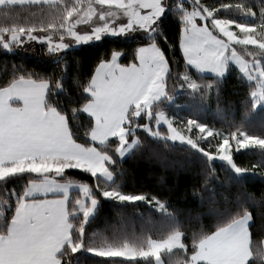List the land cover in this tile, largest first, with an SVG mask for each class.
I'll return each instance as SVG.
<instances>
[{"label": "trees", "instance_id": "1", "mask_svg": "<svg viewBox=\"0 0 264 264\" xmlns=\"http://www.w3.org/2000/svg\"><path fill=\"white\" fill-rule=\"evenodd\" d=\"M93 1L13 6L1 9L0 14L34 22L44 21L37 18L45 19L47 13L74 9L77 20L87 9L81 2ZM164 4V15L151 33L135 30L119 38L102 37L77 49L51 51L48 43L41 41L43 30H37L36 39L20 36L8 45L12 49L8 52L5 45L10 36L0 37V89L20 79L48 82L46 106L67 119L73 140L85 148L92 147L93 130V120L84 112L90 101L87 89L98 66L115 54L122 56L123 66L134 65L139 49L148 45L157 46L168 65L165 97L149 110L132 108L128 115L127 141L136 139L135 148L121 157L119 138L99 147L110 158L108 169L114 182L105 183L80 169L58 176L61 182L87 187L99 202L94 215L87 218L77 207L83 194L73 192L69 205L72 242L58 256L59 264H155L153 256L140 254L146 253L153 241L162 242L178 233L182 247L162 252L161 257L165 264H191L202 241L246 216L252 218V258L248 264H264V147L238 150L235 146L230 164L210 157L219 153L217 148L226 139L264 140V105L256 108L253 98L258 83L234 66H229L224 77L201 74L187 63L181 49L185 17L193 11L208 22L230 21L237 34L251 36L263 45L264 0H164ZM239 25L252 29L245 32ZM238 48L249 62L258 61L264 71V47ZM161 115L190 139L197 124L213 135L193 138L198 149L170 141L163 127L161 139L152 137L145 127L154 129ZM40 180L30 171L0 179V236L8 233L29 184ZM110 191L144 196L146 201L105 198L104 192ZM101 249H129L136 257H104L91 252Z\"/></svg>", "mask_w": 264, "mask_h": 264}, {"label": "crops", "instance_id": "2", "mask_svg": "<svg viewBox=\"0 0 264 264\" xmlns=\"http://www.w3.org/2000/svg\"><path fill=\"white\" fill-rule=\"evenodd\" d=\"M59 1L0 0V8L53 5ZM185 48L183 30L181 49L187 61ZM121 57L115 54L110 61L101 63L87 89L90 101L84 112L93 120L90 148L75 142L67 119L46 106L48 82L20 79L0 89V179L25 171L40 177L42 171L51 174L84 167L105 183L114 182L108 169L110 159L99 147L119 138V154L123 157L131 109L147 110L161 101L166 95L169 72L155 45L141 47L134 65L123 66ZM98 161L103 162L107 174L93 172ZM60 175L51 174L49 179L29 184L8 233L0 236V264H59L58 256L72 242L71 196L75 191L90 193L85 186L61 182ZM251 225L252 218L246 216L217 231L199 244L191 264H248L252 258ZM169 240L153 241L145 256H153L155 264H165L161 254L172 251L163 247ZM161 245L154 253L153 249Z\"/></svg>", "mask_w": 264, "mask_h": 264}, {"label": "rangeland", "instance_id": "3", "mask_svg": "<svg viewBox=\"0 0 264 264\" xmlns=\"http://www.w3.org/2000/svg\"><path fill=\"white\" fill-rule=\"evenodd\" d=\"M87 6V9L83 12V18H77V10H58L57 12L47 13L44 21H34L30 22L25 20L23 17H13L10 14L2 15L0 14V37L10 36V43H6V47L8 45L11 46L12 42L18 41L21 37H30L29 35L37 34V30H43L41 35L43 38L41 41L48 43L49 49L51 51H66L68 49H77L82 45L96 43L99 42L102 37H110V38H119L122 36H126L127 34L133 33L135 30L151 33L152 26L158 22L164 15L165 7L164 0H94L92 3L81 2ZM12 6L1 7V9H6ZM186 16H191L192 20L188 21L185 19L187 25L184 27V42L186 47H191L189 38L194 33H211L213 37H216L218 42V46H213L207 43H204V47L212 48L219 57L220 62L218 65H213L212 67H204L199 68L196 65L189 62V55L186 54L187 61L194 67L195 70L204 75H214L219 77H224L229 69V66L236 67L244 76L250 81H256L258 83V87L253 93L255 107L259 108L261 105H264V71L261 67V64L258 61H250L247 60L243 54L241 53L238 45H255L262 46L259 42H257L253 37L247 36L243 37V35L237 34L232 29V23L230 21L212 19L210 22L206 20L205 17H201L199 13L196 11L188 13ZM201 20V23L198 21ZM194 24V27H193ZM221 24L224 25V28L221 29ZM239 30L248 32L252 28L248 26L239 25ZM12 36V37H11ZM21 36V37H20ZM15 37H20L18 40H15ZM50 37V39H49ZM7 38V37H5ZM8 39V38H7ZM203 41V37L201 38ZM255 41V42H254ZM9 47V46H8ZM7 47V51L11 52L12 49ZM213 67H218L219 70H213ZM150 109V108H149ZM147 109V110H149ZM158 123L154 129H151L149 125L145 127V130L152 137H157L159 139L162 138V134L160 133V129L165 128L166 137L173 142H177L180 144H185L191 146L193 148L198 149L197 145L193 141V138L197 136H201L204 138L211 137L207 133L211 132L210 130H206L203 126L197 124L195 129V135L192 139L185 133L180 134L184 137V139H173L172 129L174 128L170 121H168L164 115L158 117ZM128 123V121H127ZM212 133V132H211ZM161 135V136H160ZM227 140V139H226ZM245 139L242 138H234L233 140H227V151L232 155V148L236 146V148L244 149L245 147H241L240 145L243 143ZM192 141L193 143H189ZM123 150V157H126L137 145L138 141L136 139L128 142ZM124 143V142H123ZM224 144V143H223ZM222 144V145H223ZM221 145V146H222ZM215 156L219 158L220 161H225L230 164V161L223 158V155L220 151ZM254 146V145H249ZM216 149V150H217ZM217 150V151H218ZM110 159V158H109ZM212 160H215L212 158ZM77 169L85 170L84 167H74ZM66 171V170H65ZM63 170H58L51 172L52 175L63 173ZM46 172L42 171L39 175L42 179H49ZM119 193L116 191H110ZM106 192H104L105 198L115 199L120 202H133L128 200H121L118 196H106ZM120 195H124L119 193ZM83 198L77 202V207L79 208V212L84 214L86 209H90L89 214L86 216L90 218L94 215L97 207L98 200L95 199L91 193L82 195ZM127 196V195H124ZM144 197V196H142ZM95 200L96 203L93 205L92 201ZM136 201H146V197L142 200ZM182 236L180 233L174 235L170 238V240L163 245L164 249L175 250L177 248L182 247ZM126 250H111V249H101L91 251L96 255H101V252H119L123 253V255H103L104 257H123V258H132L136 257L134 251Z\"/></svg>", "mask_w": 264, "mask_h": 264}, {"label": "snow or ice", "instance_id": "4", "mask_svg": "<svg viewBox=\"0 0 264 264\" xmlns=\"http://www.w3.org/2000/svg\"><path fill=\"white\" fill-rule=\"evenodd\" d=\"M186 20L191 21L192 17L191 16H186L185 17ZM194 27V24H193ZM224 28V25L221 24V29ZM203 37V41L202 38ZM15 40H18L19 37H15ZM32 39H36L35 37H32ZM50 39V37H49ZM189 42L191 47H186L185 48V52L186 54L189 55V62L196 65L199 68H204V67H212L213 65H218L220 62V57L219 55L213 51L212 48H205L204 47V43L213 45V46H218V44L220 42H218L216 37H213L211 35V33H194L190 38H189ZM213 70H219L218 67H213ZM172 133L173 139H184V137L180 134V132L173 128L172 129ZM209 136L213 135V133L209 132L207 133ZM189 143H193L192 141H189ZM227 145H228V141L225 140L224 144L221 146L220 151L223 155V158L231 161V154L227 151ZM249 145H258L261 147H264V140L261 139H256V138H247L245 137V140L243 141V143L240 145L241 147H247ZM34 168L36 166H33ZM39 170V169H37ZM239 171V170H238ZM93 172L95 173H104L107 174L108 170L104 167V164L102 161H98L93 165ZM85 192H87V188H85ZM106 196L112 197V196H118L119 199L121 200H128V201H136V200H142L144 199V197L142 196H124V195H120L119 193H115V192H106L105 193ZM93 205H95L96 201L93 200L92 201ZM90 212V209H86L84 212V215L87 216ZM159 247L158 246L156 248L153 249L154 253H158L159 251ZM101 255H123V253H119V252H101ZM140 255H146V253H141Z\"/></svg>", "mask_w": 264, "mask_h": 264}]
</instances>
